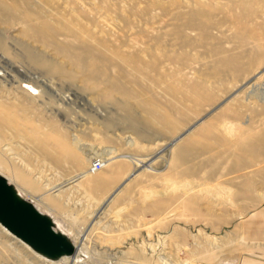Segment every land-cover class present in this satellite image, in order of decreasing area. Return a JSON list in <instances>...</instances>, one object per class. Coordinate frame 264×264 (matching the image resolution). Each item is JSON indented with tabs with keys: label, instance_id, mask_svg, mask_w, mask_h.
Masks as SVG:
<instances>
[{
	"label": "rangeland",
	"instance_id": "rangeland-1",
	"mask_svg": "<svg viewBox=\"0 0 264 264\" xmlns=\"http://www.w3.org/2000/svg\"><path fill=\"white\" fill-rule=\"evenodd\" d=\"M0 177L82 264L264 248V0H0Z\"/></svg>",
	"mask_w": 264,
	"mask_h": 264
},
{
	"label": "water",
	"instance_id": "water-1",
	"mask_svg": "<svg viewBox=\"0 0 264 264\" xmlns=\"http://www.w3.org/2000/svg\"><path fill=\"white\" fill-rule=\"evenodd\" d=\"M245 84L241 85L215 108L211 109L202 118L185 129L181 134L172 139L165 147L173 145L184 134L189 132L199 121L209 115L213 110L224 103L230 96L234 95ZM148 163H145L146 167ZM133 173L130 174V176ZM124 181L113 191L119 189ZM0 226L14 238L21 241L37 255L48 259L57 260L60 257H71L75 254V246L63 234L55 231L51 219L39 213L33 205L21 199L15 190L0 177Z\"/></svg>",
	"mask_w": 264,
	"mask_h": 264
},
{
	"label": "crops",
	"instance_id": "crops-1",
	"mask_svg": "<svg viewBox=\"0 0 264 264\" xmlns=\"http://www.w3.org/2000/svg\"><path fill=\"white\" fill-rule=\"evenodd\" d=\"M250 235H256L255 239L262 240L264 238V226H254L252 225L250 230L247 231ZM227 254H230L228 257L225 255H218L217 258L208 261H199L196 264H264V248L263 247H254L247 251H242L239 254L236 251Z\"/></svg>",
	"mask_w": 264,
	"mask_h": 264
},
{
	"label": "bare ground",
	"instance_id": "bare-ground-1",
	"mask_svg": "<svg viewBox=\"0 0 264 264\" xmlns=\"http://www.w3.org/2000/svg\"><path fill=\"white\" fill-rule=\"evenodd\" d=\"M118 157H120V156H118ZM122 158H129V159H132L133 161H134V159L133 158H131V157H126V156H122ZM137 164H139L138 162H137ZM104 167V166H103ZM3 178V177H2ZM4 179V178H3ZM6 181V180H5ZM75 181V180H74ZM7 182V181H6ZM8 184V183H7ZM38 207V206H37ZM36 206H34V208L40 213V211H39V209L37 208ZM54 222V221H53ZM56 222V221H55ZM54 228H55V226H53ZM59 228V227H58ZM63 231V230H62ZM150 233V232H149ZM13 239H15L14 237H12ZM82 238L80 237V239L77 241V243H75V242H73L72 241V243H73V245L75 246V254L73 255V256H71V257H65V256H63V257H60L59 259H57V260H45V261H48V262H50L49 264H55V263H57V261H60V262H62V263H64V264H82L80 261H78V257H77V255H79V254H85V255H87L88 254V250H87V248H86V246L84 245V242L82 243V240H81ZM13 248V247H12ZM26 248H27V246H26ZM75 256V257H74ZM38 257V256H37ZM41 259H42V257H40ZM44 259V258H43Z\"/></svg>",
	"mask_w": 264,
	"mask_h": 264
},
{
	"label": "built area",
	"instance_id": "built-area-1",
	"mask_svg": "<svg viewBox=\"0 0 264 264\" xmlns=\"http://www.w3.org/2000/svg\"><path fill=\"white\" fill-rule=\"evenodd\" d=\"M103 167V164L100 160H93L90 162L89 166H88V171L90 173H94L97 172L98 170H100Z\"/></svg>",
	"mask_w": 264,
	"mask_h": 264
}]
</instances>
